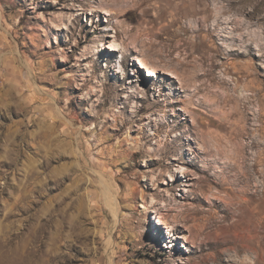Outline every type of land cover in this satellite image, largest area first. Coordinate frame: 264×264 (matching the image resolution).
I'll list each match as a JSON object with an SVG mask.
<instances>
[{
    "label": "rangeland",
    "instance_id": "rangeland-1",
    "mask_svg": "<svg viewBox=\"0 0 264 264\" xmlns=\"http://www.w3.org/2000/svg\"><path fill=\"white\" fill-rule=\"evenodd\" d=\"M260 241L264 0H0V264H264Z\"/></svg>",
    "mask_w": 264,
    "mask_h": 264
},
{
    "label": "bare ground",
    "instance_id": "bare-ground-1",
    "mask_svg": "<svg viewBox=\"0 0 264 264\" xmlns=\"http://www.w3.org/2000/svg\"><path fill=\"white\" fill-rule=\"evenodd\" d=\"M103 1V0H102ZM186 3V2H185ZM187 3H188V1H187ZM103 4V3H102ZM200 4H202V3H200ZM205 4V3H204ZM204 6V5H203ZM240 10V9H239ZM207 8L206 7H203V8H199L198 9V12L197 13H204L205 15L207 14ZM105 13H108V12H106V11H104ZM225 12H226V10H222V8H220V9H217L216 11H215V16H216V20H219L220 18H222L223 16H224V14H225ZM252 14V13H251ZM226 19V18H225ZM205 21H207V15H206V17H205ZM226 21V20H225ZM219 24V23H218ZM201 30H203V28H200V29H198V35H197V38L198 39H200L201 40V43H202V41H204L207 37H212L213 36V34H212V32L210 31V30H206L207 32L206 33H202V32H200ZM229 33H231V36H229V37H231L232 39L233 38H239V39H241V38H243L244 37V34H245V32H242L241 34H239V33H237V34H233V31H229ZM221 33H219V35H220ZM225 34V33H224ZM250 37H254V36H257V32H249V34H248ZM222 36H224V35H222ZM227 36V35H226ZM225 36V37H226ZM228 37V38H229ZM115 46L114 47H111V49L112 50H118V48L116 47V44H114ZM236 48H232V50H235ZM114 54V53H113ZM134 59H136V57H134ZM137 63H138V66L140 67V68H143V69H146L147 70V75L148 76H155L157 73H156V70H157V68H155V65L153 66V68L152 67H147V62L146 61H144L142 58H137ZM181 64H183L184 65V62H182ZM121 66V65H120ZM152 68V69H151ZM121 71V70H120ZM158 71V70H157ZM138 73V72H137ZM166 73H168V74H170V75H172L173 77H176V75H174L173 73H176V72H173V73H171V72H166ZM157 77H158V74L156 75ZM133 78H131V79H129V81H128V83H133ZM141 85V84H140ZM186 85V82L184 81V80H182V86L184 87ZM138 89V88H137ZM134 91V90H133ZM116 119V118H115ZM138 151L136 150V151H134L133 152V154H136ZM178 172V171H177ZM181 172V171H180ZM180 172H178V173H180ZM170 179L171 180H173L174 178H173V175H171L170 174ZM165 181V180H164ZM166 182V181H165ZM157 221L158 222H161V219H157ZM261 242V244L262 245H264V242L263 241H260ZM264 258V257H263ZM260 260V259H259ZM258 260V261H259ZM264 260V259H263ZM262 260V261H263ZM261 263V262H260Z\"/></svg>",
    "mask_w": 264,
    "mask_h": 264
}]
</instances>
